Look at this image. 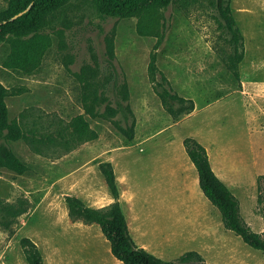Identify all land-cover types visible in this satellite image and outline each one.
I'll use <instances>...</instances> for the list:
<instances>
[{
	"label": "rangeland",
	"instance_id": "1",
	"mask_svg": "<svg viewBox=\"0 0 264 264\" xmlns=\"http://www.w3.org/2000/svg\"><path fill=\"white\" fill-rule=\"evenodd\" d=\"M7 3L0 0V9ZM228 5L241 36L235 70L227 67L230 37L213 0H171L154 21L141 25L136 17L99 15L92 0H70L41 31L47 45L38 61L7 66L10 44H0L8 118L22 132L8 146L27 167L22 175L0 168V264H26L23 238L36 245L43 264H122L100 228L72 218L65 203L67 196L92 209L114 202L100 171L105 164L113 170L117 202L137 247L165 261L195 251L204 264H264V254L224 227L182 144L191 138L205 148L242 220L264 238V0ZM161 31L156 67L174 93L194 104L191 113L176 118L147 74ZM108 36L135 121L130 140L113 124L120 115L85 113L82 68L94 67L92 48L105 73ZM96 96L114 106L111 88ZM96 112L103 113V105Z\"/></svg>",
	"mask_w": 264,
	"mask_h": 264
},
{
	"label": "trees",
	"instance_id": "2",
	"mask_svg": "<svg viewBox=\"0 0 264 264\" xmlns=\"http://www.w3.org/2000/svg\"><path fill=\"white\" fill-rule=\"evenodd\" d=\"M99 15L118 19L136 17L138 24L145 19L155 20V15L169 5L171 0H92ZM70 0H8L4 9H0V44L8 41L12 60L7 66L15 68L30 65L38 61L47 45V39L41 31L48 26L55 13L62 10ZM213 6L224 31L229 35L228 41L232 54L228 57L227 67L235 70L241 60L239 47L241 36L230 13L228 0H213ZM17 16L13 19L15 15ZM155 16V17H154ZM164 32L157 35V42L150 54L147 74L153 91L158 96L166 112L173 118L189 114L194 109L191 99L178 96L170 87L166 77L156 67V51L163 40ZM105 73H101L98 60L92 48L91 59L93 68L85 65L82 68L81 80L86 92L84 108L91 118L106 116L114 119L120 115L121 122L114 121L115 128L128 140L133 137L134 117L128 104L129 93L124 77L116 71L114 61L113 37L105 38ZM239 51V52H238ZM113 91L116 97L112 106L108 97H97L100 89ZM7 89L0 83V168L22 175L27 171L26 165L13 153L8 146L22 138L19 125L8 118L6 104ZM96 105H103V113H95ZM86 127V124H85ZM84 127V128H85ZM80 131L83 129L79 126ZM187 158L193 165L198 179V186L203 196L217 209L223 225L239 237L249 248L264 254V238L251 231L239 213V204L235 196L213 172L205 148L196 140L186 138L182 142ZM100 171L108 191L114 200L102 209L86 207L73 196L65 197L69 215L87 223L96 224L109 243L111 255L122 264H204L201 256L195 251H188L176 261H165L157 258L141 247H137L129 236L125 217L118 199V190L114 174L109 164L102 165ZM264 198V189L262 190ZM22 254L26 264H43L41 254L36 245L28 238L20 241Z\"/></svg>",
	"mask_w": 264,
	"mask_h": 264
},
{
	"label": "water",
	"instance_id": "3",
	"mask_svg": "<svg viewBox=\"0 0 264 264\" xmlns=\"http://www.w3.org/2000/svg\"><path fill=\"white\" fill-rule=\"evenodd\" d=\"M21 14H22V13H19L18 15H15V16L13 17V19L16 18L17 16L21 15Z\"/></svg>",
	"mask_w": 264,
	"mask_h": 264
}]
</instances>
